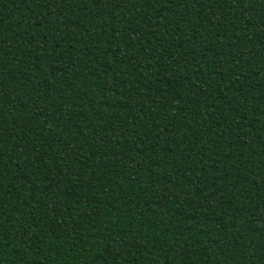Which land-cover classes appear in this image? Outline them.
Wrapping results in <instances>:
<instances>
[{
    "label": "trees",
    "instance_id": "16d2710c",
    "mask_svg": "<svg viewBox=\"0 0 264 264\" xmlns=\"http://www.w3.org/2000/svg\"><path fill=\"white\" fill-rule=\"evenodd\" d=\"M0 264H264V0H0Z\"/></svg>",
    "mask_w": 264,
    "mask_h": 264
}]
</instances>
